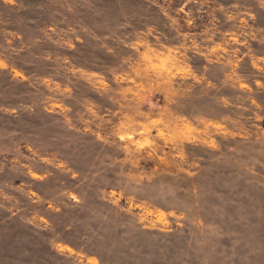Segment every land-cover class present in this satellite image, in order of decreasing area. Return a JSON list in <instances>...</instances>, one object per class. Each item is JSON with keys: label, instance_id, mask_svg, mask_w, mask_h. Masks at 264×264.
<instances>
[{"label": "rangeland", "instance_id": "1", "mask_svg": "<svg viewBox=\"0 0 264 264\" xmlns=\"http://www.w3.org/2000/svg\"><path fill=\"white\" fill-rule=\"evenodd\" d=\"M0 264H264V0H0Z\"/></svg>", "mask_w": 264, "mask_h": 264}]
</instances>
